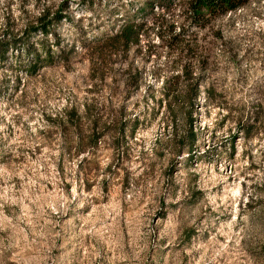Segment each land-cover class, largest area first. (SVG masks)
<instances>
[{
  "label": "rangeland",
  "instance_id": "1",
  "mask_svg": "<svg viewBox=\"0 0 264 264\" xmlns=\"http://www.w3.org/2000/svg\"><path fill=\"white\" fill-rule=\"evenodd\" d=\"M7 19L51 22L54 56L31 75L13 47L0 60V264H264V0L194 29L199 95L173 112L177 0H0ZM127 19L139 43L97 64ZM92 103L109 123L81 162L46 125Z\"/></svg>",
  "mask_w": 264,
  "mask_h": 264
},
{
  "label": "trees",
  "instance_id": "2",
  "mask_svg": "<svg viewBox=\"0 0 264 264\" xmlns=\"http://www.w3.org/2000/svg\"><path fill=\"white\" fill-rule=\"evenodd\" d=\"M38 3L41 0H36ZM249 0H177L181 14L188 20L189 26L193 27L190 31L181 28L179 33L174 36L175 44L179 48V56H183L188 60V63L183 66H175V75L172 79H185L187 82L185 88L191 86V89L181 92L170 93V87L167 84L164 86V97L169 100L168 107L171 110V103L178 106V102L182 105L187 102L193 104L199 95V86L201 85L202 77H196L192 63H200L197 57V45L193 39L196 37L195 28L203 29L210 20H215L227 13L245 5ZM40 9V16L37 19L39 22L44 21L48 16V7ZM150 10H152L150 8ZM64 18L58 15L57 22ZM6 26L3 28V33L0 34V60L5 59L7 48L13 47L20 51L19 57L26 58L27 64L24 65L26 74L31 73L37 68H43L46 64H52L53 54L49 49V36L51 35V22H45L39 27L28 23L18 35H9L6 20ZM144 24L135 19H127L118 26V29L113 33L102 38V47L96 51L97 64H103L106 57L111 58L114 55L128 53L132 47L137 45L144 32ZM25 31V33H24ZM38 36L37 39L35 37ZM34 38L33 40H31ZM40 38V39H39ZM109 55L106 56L104 51ZM185 52V53H184ZM127 81V79L125 78ZM191 84V85H190ZM90 92V91H89ZM190 92V93H189ZM187 100V101H186ZM186 105V104H185ZM92 104H84L82 111L73 105L63 109L60 113L50 120L52 125H46L48 130L53 128L55 133H58L64 138L62 143V152H67L73 157H81V162H86L88 157L96 153L99 142L104 136L103 120L100 115L93 114ZM171 112H173L171 110ZM190 124L193 120L190 115ZM102 127V128H101ZM85 133V135H84ZM191 134L190 145L195 143V134ZM184 139V138H182Z\"/></svg>",
  "mask_w": 264,
  "mask_h": 264
}]
</instances>
